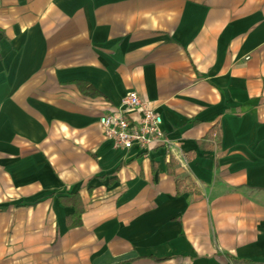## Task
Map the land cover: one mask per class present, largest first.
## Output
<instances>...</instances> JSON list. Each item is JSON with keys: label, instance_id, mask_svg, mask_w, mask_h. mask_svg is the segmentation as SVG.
<instances>
[{"label": "crops", "instance_id": "1", "mask_svg": "<svg viewBox=\"0 0 264 264\" xmlns=\"http://www.w3.org/2000/svg\"><path fill=\"white\" fill-rule=\"evenodd\" d=\"M0 264H264V0H0Z\"/></svg>", "mask_w": 264, "mask_h": 264}, {"label": "built area", "instance_id": "2", "mask_svg": "<svg viewBox=\"0 0 264 264\" xmlns=\"http://www.w3.org/2000/svg\"><path fill=\"white\" fill-rule=\"evenodd\" d=\"M137 115L132 117L131 114ZM161 115L146 106L135 91H128L122 98L118 110L99 117L104 135L111 138L116 148L137 147L146 155L153 144L168 145L169 140L162 128Z\"/></svg>", "mask_w": 264, "mask_h": 264}, {"label": "trees", "instance_id": "3", "mask_svg": "<svg viewBox=\"0 0 264 264\" xmlns=\"http://www.w3.org/2000/svg\"><path fill=\"white\" fill-rule=\"evenodd\" d=\"M77 87L79 88V90L85 94V95H94L97 94L98 91H96L91 85H89L86 82H82V81H75ZM213 131H215L214 129H211L208 131V133L206 134L205 138L202 140H198V145L202 148H207L210 145L205 143V139L209 138L211 136V134L213 133ZM173 161L170 158L168 160V171L169 173L172 172L171 167H172ZM181 182L177 180V186L180 187ZM71 204L74 207V211L72 214H70L67 218H66V223L68 225H75V224H79L80 223V214L82 212V205L81 202L78 198V196L76 195H72L71 197Z\"/></svg>", "mask_w": 264, "mask_h": 264}]
</instances>
